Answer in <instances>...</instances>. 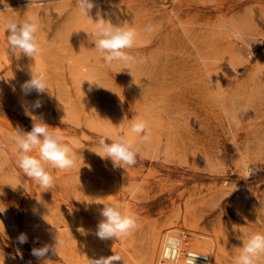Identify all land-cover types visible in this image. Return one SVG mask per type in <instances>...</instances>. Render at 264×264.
I'll use <instances>...</instances> for the list:
<instances>
[{"label":"rangeland","instance_id":"rangeland-1","mask_svg":"<svg viewBox=\"0 0 264 264\" xmlns=\"http://www.w3.org/2000/svg\"><path fill=\"white\" fill-rule=\"evenodd\" d=\"M94 2L93 20L99 12L137 29L130 68L103 63L90 40L94 21L80 14L76 0L0 3L4 264H90L113 255L121 259L112 264L142 263L151 229L163 222L188 239L201 234L194 224L213 228L223 264H234L238 237L264 231V58L258 61L264 57V0ZM28 15L40 24L35 69L52 95H25L21 85L31 78L34 60L4 51L3 23ZM92 77L106 89L84 81ZM37 99L42 106L33 114L57 127L77 157L72 169L55 171L54 188L45 192L17 167L9 136L16 127L31 130L22 103ZM132 118L145 122L147 142L130 132ZM118 132L127 133L138 152L127 169L92 151L99 135ZM243 159L255 167L250 175ZM95 200L126 205L139 227L121 239H100L95 233L103 205ZM21 233L27 242H19ZM57 234L63 240L58 254H32L54 246Z\"/></svg>","mask_w":264,"mask_h":264},{"label":"clouds","instance_id":"clouds-1","mask_svg":"<svg viewBox=\"0 0 264 264\" xmlns=\"http://www.w3.org/2000/svg\"><path fill=\"white\" fill-rule=\"evenodd\" d=\"M0 3H6V0H0ZM76 4L80 14L93 20L89 12L96 7L94 0H76ZM97 17L93 20L94 25L91 32L92 38L90 40L94 44L92 48L99 54L104 64L108 66L120 65L124 69L130 68L136 60L128 50L132 49L136 43L137 29L131 24L113 23L110 19L103 18L99 12ZM2 30L5 37L4 51L8 57L12 54L17 59L25 56L34 60V64L29 66L31 78L21 85L23 93L27 95L35 90L37 93L51 94L47 80L41 72L35 69V59L41 51L38 40L40 24L36 18L28 15L19 21L8 19L3 23ZM84 81L89 82L90 86L103 87L95 77ZM41 106L42 101L39 99L31 106L22 103L25 115L33 120L32 128L30 131H24L20 127H16L9 133V136L15 143L14 154L17 167L24 176L30 178L41 189V192H45L54 188L55 171L72 169L76 165L77 157L72 147L56 130L57 127L50 126L43 118L33 114L32 109ZM61 120L63 121V117ZM129 121L130 132L135 133L141 142H147L150 137L146 132L145 122L135 118ZM3 150L4 145L0 144V151ZM92 151L102 159L110 160L113 167L127 169L137 162V149L125 132H118L112 136L99 135L96 147ZM251 171L249 169V175ZM2 194L0 192V195ZM37 200L40 201V199ZM93 202L103 205L100 209L102 219L98 222L95 233L100 239H121L139 227L137 219L124 211L126 205L115 202L103 203L100 200ZM4 211L5 205L0 203V212ZM176 239L179 244V237ZM238 239L242 240V246L239 247V252L234 257V264H264V231L251 232L238 237ZM18 240L20 243L27 242V235L21 233ZM62 244L63 240L57 234L54 246L45 244L43 247L33 248L32 254L38 258L46 257L50 250L58 254ZM200 254L189 252L184 258L183 264H195V259ZM120 259L119 256L113 255L107 258L90 259V264H112V261ZM0 264H4L2 251H0ZM44 264H51V261L45 259Z\"/></svg>","mask_w":264,"mask_h":264},{"label":"bare ground","instance_id":"bare-ground-1","mask_svg":"<svg viewBox=\"0 0 264 264\" xmlns=\"http://www.w3.org/2000/svg\"><path fill=\"white\" fill-rule=\"evenodd\" d=\"M251 52L253 51L251 50ZM199 58L201 60L206 59L202 55ZM263 58V56L259 57L258 61L262 62ZM83 66L80 65L79 68ZM246 159H243V163L245 164L244 170L248 172L249 169L253 170L255 167L253 164L247 163ZM170 223L172 224V222L159 223L151 229L148 250L144 253L143 262H137L138 264H183L184 258L189 252L201 253L196 257L195 264H209L211 260L213 264H223V249L219 243V233L215 232L213 228L199 227L194 224L192 226L199 228L201 234H197L199 236L195 235L188 239L185 232L174 233L167 231L169 228L168 224ZM8 227L10 231L16 230L14 222L8 221ZM177 237L180 240L179 244L177 243ZM15 238H17V235Z\"/></svg>","mask_w":264,"mask_h":264}]
</instances>
